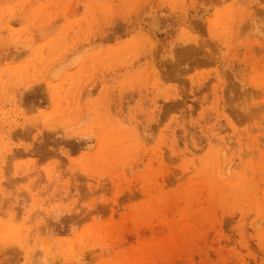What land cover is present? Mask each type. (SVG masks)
<instances>
[{
	"label": "rangeland",
	"instance_id": "1",
	"mask_svg": "<svg viewBox=\"0 0 264 264\" xmlns=\"http://www.w3.org/2000/svg\"><path fill=\"white\" fill-rule=\"evenodd\" d=\"M0 264H264V0H0Z\"/></svg>",
	"mask_w": 264,
	"mask_h": 264
},
{
	"label": "bare ground",
	"instance_id": "2",
	"mask_svg": "<svg viewBox=\"0 0 264 264\" xmlns=\"http://www.w3.org/2000/svg\"><path fill=\"white\" fill-rule=\"evenodd\" d=\"M116 132H118V131H116ZM122 132V131H121ZM109 134V133H108ZM124 136V135H123ZM229 186V185H228ZM233 186V185H232ZM229 189V188H228ZM233 190V189H232ZM235 192V191H234ZM1 236H5V235H1Z\"/></svg>",
	"mask_w": 264,
	"mask_h": 264
},
{
	"label": "snow or ice",
	"instance_id": "3",
	"mask_svg": "<svg viewBox=\"0 0 264 264\" xmlns=\"http://www.w3.org/2000/svg\"><path fill=\"white\" fill-rule=\"evenodd\" d=\"M44 193H41V195H43Z\"/></svg>",
	"mask_w": 264,
	"mask_h": 264
}]
</instances>
